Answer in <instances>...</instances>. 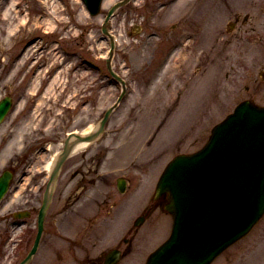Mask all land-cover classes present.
<instances>
[{
	"label": "rangeland",
	"instance_id": "obj_1",
	"mask_svg": "<svg viewBox=\"0 0 264 264\" xmlns=\"http://www.w3.org/2000/svg\"><path fill=\"white\" fill-rule=\"evenodd\" d=\"M120 1L104 0L91 16L80 0H0V99L14 98L0 125V175L14 173L0 216L21 210L34 219L30 231L0 225V264H18L30 251L50 162L67 135L95 127L120 95L121 84L108 75L110 45L102 31L104 14ZM169 6L155 17L161 29L171 33L186 17L180 28L201 35L178 48L163 70L154 66L152 83L148 71L173 39L155 37L139 52L138 38L127 35L139 23V0L117 9L113 67L128 78L130 92L105 132L63 163L38 254L28 264H101L108 250L124 251L130 243L118 264H145L171 230L170 216L154 199L166 165L200 149L242 100L264 104V0ZM119 177L128 182L124 193ZM5 232L13 238L1 252ZM211 264H264V216Z\"/></svg>",
	"mask_w": 264,
	"mask_h": 264
},
{
	"label": "water",
	"instance_id": "obj_2",
	"mask_svg": "<svg viewBox=\"0 0 264 264\" xmlns=\"http://www.w3.org/2000/svg\"><path fill=\"white\" fill-rule=\"evenodd\" d=\"M84 1L91 13H98L101 0ZM118 5L112 7L110 14ZM103 31L107 32L106 25ZM11 105L10 97L0 101V123ZM112 110L105 113L91 133L71 132L66 138L44 193L35 243L20 264H26L37 250L55 183L72 146L97 139ZM10 180L11 174L5 171L0 177V200ZM117 186L124 192L126 180L119 178ZM165 192L170 199L167 209L174 216L173 231L169 240L152 253L147 264H209L229 244L247 233L264 213V107L250 101L240 103L213 128L201 150L177 155L158 183L157 196ZM142 220L143 217L138 218L136 224ZM120 253L118 249L112 250L104 264H116Z\"/></svg>",
	"mask_w": 264,
	"mask_h": 264
},
{
	"label": "flooded vegetation",
	"instance_id": "obj_3",
	"mask_svg": "<svg viewBox=\"0 0 264 264\" xmlns=\"http://www.w3.org/2000/svg\"><path fill=\"white\" fill-rule=\"evenodd\" d=\"M178 1L179 0H139V52L142 53L144 48L147 46V44H149L151 42V40L155 37L156 38H165L166 37L168 39L170 38V39H173L172 41L177 43V44L181 43V41H184L186 39V35L184 34V31L181 30V28H180L182 26L186 27L187 24L184 25L186 23V17H184L180 21L179 24L173 23L172 24L173 25V31L171 33L168 32V34L165 32V30L161 29V27H159L155 22V17L159 13L158 10H160L161 8H165L168 5H170L169 8H171ZM186 13L189 14V12H184V14H186ZM244 19H247V18L244 17ZM148 25H150V27ZM188 38L196 40V33H195L194 37L188 36ZM163 53H165L164 50L159 53V57ZM159 57L157 58V60L159 59ZM161 199L162 200L160 201V203L161 204L163 203V205H164L165 202H167V196H162ZM38 212H39V210H38ZM32 218H33L32 215H30L29 218L21 220V223H25L27 225V230L33 226V224H31L28 220V219H32ZM10 220H11V218L4 217V219L1 221L2 223H0V225L2 226V229L6 230L8 232L11 229L5 228L4 224L6 222L10 223ZM28 231H30V230H28ZM6 235L7 234L5 232L4 236H6ZM4 236H2V238Z\"/></svg>",
	"mask_w": 264,
	"mask_h": 264
},
{
	"label": "bare ground",
	"instance_id": "obj_4",
	"mask_svg": "<svg viewBox=\"0 0 264 264\" xmlns=\"http://www.w3.org/2000/svg\"><path fill=\"white\" fill-rule=\"evenodd\" d=\"M152 58H153V55L151 56V59H152ZM93 128L97 129V127H94L93 125H91L90 127H88V128L86 129V131H84V133L87 135V133H89V131H91V129H93ZM83 135H84V134H83ZM92 142H93V141H91V140H86V141H81V142H79V143L73 145L72 148H71V155H72L73 152H76V151L81 150L82 148H86V147H88L89 145H91ZM51 162H52V161H51ZM51 162H50V163H51Z\"/></svg>",
	"mask_w": 264,
	"mask_h": 264
}]
</instances>
